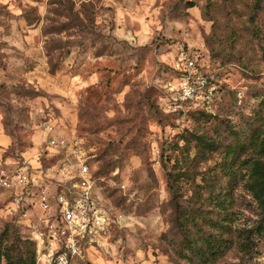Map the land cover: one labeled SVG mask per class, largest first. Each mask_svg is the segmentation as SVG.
Returning <instances> with one entry per match:
<instances>
[{
  "label": "rangeland",
  "instance_id": "374dc122",
  "mask_svg": "<svg viewBox=\"0 0 264 264\" xmlns=\"http://www.w3.org/2000/svg\"><path fill=\"white\" fill-rule=\"evenodd\" d=\"M182 53L213 78L211 118L178 115L195 108L169 88ZM262 138L264 0H0V168L60 190L81 156L112 219L73 264H264L249 231L264 215L244 186ZM19 189L0 187V233L30 241Z\"/></svg>",
  "mask_w": 264,
  "mask_h": 264
},
{
  "label": "built area",
  "instance_id": "2783aa9c",
  "mask_svg": "<svg viewBox=\"0 0 264 264\" xmlns=\"http://www.w3.org/2000/svg\"><path fill=\"white\" fill-rule=\"evenodd\" d=\"M180 63L184 72L175 85L169 83L170 90L179 99L195 107L205 104L210 110L216 93L213 78L201 72L190 55L182 53ZM47 143L58 147L64 140L51 137ZM76 157V169L66 175L68 184L60 190L38 187L34 192L28 188L32 182L25 170L7 172L0 168V187H20L11 209L24 217L35 246V264H73L108 236L111 216L94 195V179L86 159Z\"/></svg>",
  "mask_w": 264,
  "mask_h": 264
},
{
  "label": "trees",
  "instance_id": "16d2710c",
  "mask_svg": "<svg viewBox=\"0 0 264 264\" xmlns=\"http://www.w3.org/2000/svg\"><path fill=\"white\" fill-rule=\"evenodd\" d=\"M260 2L261 0H255V4H259ZM188 4L189 6L195 5L193 2H189ZM177 110L178 115H187L189 117L204 115L211 118L217 114L216 111H212L211 109L209 110L205 106V104H201L195 108L183 107ZM183 139L184 138H182V140ZM260 144V156L244 161L248 165V174L244 182V186L250 192L257 206L261 209L262 215H264V138L260 140ZM227 153H229V150H227L226 154ZM184 172L185 170L183 166H179L174 173L171 171L167 172L168 178L176 179L177 177H179V174H184ZM91 175L94 179L92 172ZM169 187L171 190L174 186L173 184H169ZM220 227L223 232L231 231V226H225L223 223ZM249 231L252 234L259 236L260 238H263L264 240V223L253 226L251 229H249ZM236 238L238 241L237 246L240 251L247 252L252 248V244L249 240L248 235H242L239 231L236 234ZM225 241V244H221L217 240H213V242L207 240L201 246L195 245V254H198L199 257H202V255L207 256L210 254H218L220 253V249L222 250L225 247H228V244H231L232 239L230 238V240H228L226 238ZM18 243H23L25 245V248H22ZM214 244L216 247L214 246ZM34 257L35 246L32 240L22 241L21 237L16 235L14 231H9L8 228H4V230L0 233V264L1 261H4L3 264H35Z\"/></svg>",
  "mask_w": 264,
  "mask_h": 264
}]
</instances>
